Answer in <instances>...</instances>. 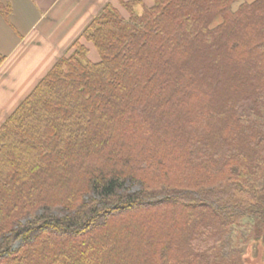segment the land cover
Segmentation results:
<instances>
[{
	"label": "trees",
	"instance_id": "1",
	"mask_svg": "<svg viewBox=\"0 0 264 264\" xmlns=\"http://www.w3.org/2000/svg\"><path fill=\"white\" fill-rule=\"evenodd\" d=\"M119 1L0 127V264H249L264 0Z\"/></svg>",
	"mask_w": 264,
	"mask_h": 264
},
{
	"label": "crops",
	"instance_id": "2",
	"mask_svg": "<svg viewBox=\"0 0 264 264\" xmlns=\"http://www.w3.org/2000/svg\"><path fill=\"white\" fill-rule=\"evenodd\" d=\"M8 17L0 15V127L72 49L87 26L109 3L118 0H1Z\"/></svg>",
	"mask_w": 264,
	"mask_h": 264
},
{
	"label": "rangeland",
	"instance_id": "3",
	"mask_svg": "<svg viewBox=\"0 0 264 264\" xmlns=\"http://www.w3.org/2000/svg\"><path fill=\"white\" fill-rule=\"evenodd\" d=\"M142 3L144 5H152L153 4V0H141ZM115 7L119 8L122 13L127 17L128 13L127 11L122 8L120 1H116L115 2ZM136 10L140 13L143 11V5H139L137 6ZM83 42L89 47L90 49V54H89V58L92 61H99L100 57L95 49V47L93 46L92 43L86 42L85 40H83ZM71 52V50L69 52H67L66 55H69V53ZM255 245L250 246L247 250L248 252V258H249V264H264V246L261 242H257L254 243Z\"/></svg>",
	"mask_w": 264,
	"mask_h": 264
}]
</instances>
